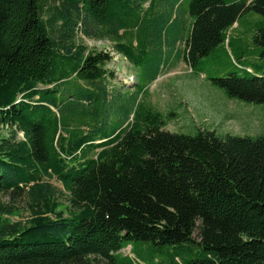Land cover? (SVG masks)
Instances as JSON below:
<instances>
[{
    "label": "trees",
    "instance_id": "16d2710c",
    "mask_svg": "<svg viewBox=\"0 0 264 264\" xmlns=\"http://www.w3.org/2000/svg\"><path fill=\"white\" fill-rule=\"evenodd\" d=\"M170 1L0 0V264H119L128 246L127 264H264V137L171 132L159 111L126 110L132 85L109 88L112 56L74 40H108L136 63L133 43L156 46L153 22L181 0ZM186 1L191 67L243 14L262 16L247 46L255 68L233 57L240 70L210 80L264 103V0ZM130 28L145 40L125 43ZM67 109L80 126L63 127ZM112 113L124 114L110 130ZM19 201L29 214L11 220Z\"/></svg>",
    "mask_w": 264,
    "mask_h": 264
},
{
    "label": "rangeland",
    "instance_id": "374dc122",
    "mask_svg": "<svg viewBox=\"0 0 264 264\" xmlns=\"http://www.w3.org/2000/svg\"><path fill=\"white\" fill-rule=\"evenodd\" d=\"M173 1L175 0L170 2ZM167 5L171 7L170 3ZM176 8L178 17L173 22H168L169 13L172 12L173 15ZM176 8L163 7L162 15L153 22L152 31L158 33L160 37L159 41H154L156 46L151 47L147 41L138 47L136 41L133 43L134 51L139 58L136 63L126 61L121 54L120 56L113 52L112 44L108 40L88 38L79 30L75 33L74 40L112 55L109 68L114 70V77L109 82V88L114 85L112 91L115 93L124 82L132 85L122 89L126 92L122 97L126 110L132 109L133 113L136 109L145 107L159 111L165 121L164 129L171 132L194 135L198 129H208L219 135L264 137V103L246 102L229 97L210 80L213 77L225 76L229 72H238L240 69L236 68L233 57L242 64L254 61V58H249V54L252 53L247 46L251 43L252 30L261 23L256 24L258 20H262V16L255 12L243 14L234 25L238 27H230L227 31L229 42L223 41L209 55L202 57L195 67H191L183 59L184 40L189 35L191 23L188 1L181 0ZM158 29L161 32H157ZM136 33L145 40L138 30L130 28L123 41L128 44L129 35ZM177 33L179 39L178 42H174ZM249 65L255 68L253 64ZM61 114L63 127L80 126L77 118H70V110H61ZM123 114H110L107 121L110 130L119 125L118 118ZM8 128L9 126H2L1 137L10 133ZM18 137H22L21 133H18ZM51 182L58 190V200L66 204L67 194L63 191L62 185L55 179ZM17 206L19 213L10 219L24 220L29 214L26 205L19 201ZM115 257L119 264H127V257L132 258L130 247L121 249ZM146 263L149 264L148 260Z\"/></svg>",
    "mask_w": 264,
    "mask_h": 264
},
{
    "label": "crops",
    "instance_id": "0c3cea01",
    "mask_svg": "<svg viewBox=\"0 0 264 264\" xmlns=\"http://www.w3.org/2000/svg\"><path fill=\"white\" fill-rule=\"evenodd\" d=\"M238 21H239V20H238ZM237 23H238V22H237ZM235 24H236V23H234L231 27H232V28H234V27H238V25H237V26H234Z\"/></svg>",
    "mask_w": 264,
    "mask_h": 264
}]
</instances>
